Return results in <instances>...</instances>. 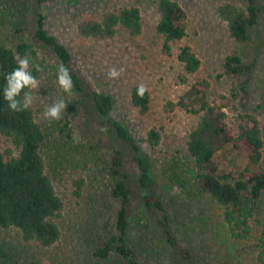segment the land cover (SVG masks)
Listing matches in <instances>:
<instances>
[{"label": "rangeland", "instance_id": "1", "mask_svg": "<svg viewBox=\"0 0 264 264\" xmlns=\"http://www.w3.org/2000/svg\"><path fill=\"white\" fill-rule=\"evenodd\" d=\"M173 1L187 13V35L168 45L156 32L159 0H12L0 7V44L11 47L18 32L31 40L42 17L47 30L70 50L73 68L84 86L83 93L70 94L59 87L56 72L60 63L52 49L40 46L37 57L30 60V68H40V87L31 91V108L45 133L42 150L47 173L64 202L56 220L62 238L54 247L43 249L25 244L16 230L0 231V243L10 252L7 262L2 264H119L114 258L99 261L93 257L96 247L113 231L120 207L112 195L114 180L110 169L117 147L122 151L124 170L130 175L133 188L130 238L139 263L190 264L170 247L158 225V216L144 208L138 185L140 171L132 146L118 138L95 111L89 99L93 91L115 99L113 116L136 139L143 156L152 164L151 192L168 207L182 247L207 264H246V254L237 257V261L231 259L225 245L215 241L221 212L199 191L198 172L186 147L189 133L202 114L187 112L177 103L192 85L200 82L208 84L209 101L219 105L220 96H238L236 92L247 84L249 101L241 95L225 109L227 124L236 133L238 114L253 113L264 134V0H258L259 24L244 45L231 38L218 9L225 3L243 8L245 0ZM124 7L141 10V34L133 36L120 31L111 40L79 35L77 26L82 21L100 20L105 12ZM183 47H190L201 62L194 74L187 73L178 59ZM234 53L241 55L248 68L243 76L228 75L223 69L225 59ZM111 68L124 71L118 79H109L107 73ZM140 84L148 88L150 96L146 114H141L131 100L132 89ZM60 99L67 103L61 119H45L46 108ZM78 100L86 102L80 114L74 115L70 105ZM151 130L161 136L158 145L148 140ZM0 151L18 153L11 140L1 135ZM244 165V157L240 156L233 169ZM259 214L264 216V199L259 204Z\"/></svg>", "mask_w": 264, "mask_h": 264}, {"label": "trees", "instance_id": "2", "mask_svg": "<svg viewBox=\"0 0 264 264\" xmlns=\"http://www.w3.org/2000/svg\"><path fill=\"white\" fill-rule=\"evenodd\" d=\"M11 1L0 0V7ZM245 4L240 8L225 3L218 9L219 17L227 23L230 36L238 45L251 40L252 31L260 20L258 0H245ZM157 12L159 22L156 32L166 45L182 41L187 35L185 10L173 0H159ZM142 29V15L138 7L108 11L100 20H84L77 26L80 36L97 40H111L120 31L136 36L141 34ZM20 33H17L11 47L0 44V135L10 139L18 151L16 155L12 151L7 154L0 151V231L16 230L25 244L49 249L62 238L56 220L61 216L64 202L47 173L42 150L44 130L31 107L19 113L8 109L3 98L5 77L17 66V55L23 57L27 53L32 60L37 57L41 46L52 49L59 63L69 68L74 92L83 93L84 86L83 79L73 68L70 50L47 30L42 17L37 22L32 41ZM178 59L189 74L196 73L201 66L190 47L181 48ZM223 69L232 76H243L248 71L238 53L225 59ZM30 70L38 78L36 67ZM137 87L131 91L132 104L141 114H146L150 109V96L146 92L143 98L138 97ZM24 91L31 92L32 89ZM236 93L238 96L234 93L231 98L220 96V105L212 104L208 98V84L200 82L180 97L177 106L187 112L202 114L198 125L189 133L186 147L198 172L199 191L207 195L221 212V225L215 241L220 246L225 245L231 259L236 258L237 261V257L246 254V264H264V216L259 214V204L264 199V134L259 119L253 113L238 114L236 133L229 127L225 109L241 95L243 100L249 101L250 89L244 84ZM89 99L117 137L132 146L140 171L138 185L142 203L147 211L158 216V225L170 247L187 263L207 264L202 257L182 247L174 233V222L168 207L160 197L152 194V164L143 156L141 146L127 128L114 118L115 99L110 94L96 91L89 94ZM85 102L75 101L69 110L78 115ZM148 140L152 145H158L161 136L151 130ZM240 156L244 157L245 165L234 170ZM110 169L114 180L112 195L119 201L120 207L113 231L96 247L93 257L99 261L114 258L119 264H140L130 238L133 188L118 147L112 154ZM240 244L244 245L243 249L238 248ZM247 246L251 250L249 253ZM9 256L10 252L0 243V264L7 262ZM218 264L230 263L220 261Z\"/></svg>", "mask_w": 264, "mask_h": 264}, {"label": "clouds", "instance_id": "3", "mask_svg": "<svg viewBox=\"0 0 264 264\" xmlns=\"http://www.w3.org/2000/svg\"><path fill=\"white\" fill-rule=\"evenodd\" d=\"M15 61L17 66L5 77L6 83L3 88V98L10 111L19 113L28 110L34 100L31 92L24 90H37L40 87V82L30 70L29 54L26 53L23 57L17 55L15 57ZM36 70H40L39 66H36ZM123 71L124 69L122 68L119 70L116 68H111L107 73L108 78L118 79ZM56 78L59 87L65 93L70 94L73 91L74 85L71 72L69 68L63 63H60L57 68ZM146 92H148V88L144 84L138 85V97L143 98ZM66 106L67 103L63 99L55 101L51 106L46 108V111L44 112L45 119L60 120L61 114L65 112ZM100 130L105 131V129Z\"/></svg>", "mask_w": 264, "mask_h": 264}]
</instances>
